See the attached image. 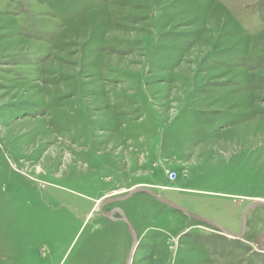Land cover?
<instances>
[{"label": "rangeland", "instance_id": "obj_1", "mask_svg": "<svg viewBox=\"0 0 264 264\" xmlns=\"http://www.w3.org/2000/svg\"><path fill=\"white\" fill-rule=\"evenodd\" d=\"M139 185L264 201V0H0V264H126ZM114 207L133 264H264V208Z\"/></svg>", "mask_w": 264, "mask_h": 264}, {"label": "water", "instance_id": "obj_2", "mask_svg": "<svg viewBox=\"0 0 264 264\" xmlns=\"http://www.w3.org/2000/svg\"><path fill=\"white\" fill-rule=\"evenodd\" d=\"M137 194H146V195L152 197L153 199H155L157 202H159V203H161L167 207H170L173 210L180 212L183 215H186L187 217H190L191 219L195 220L196 222L205 224V225L213 228L215 231H218L221 234H223V235H225L231 239H242L243 236L245 235V232H246L247 220H248L249 213L254 209L264 208V201H257V202H254V203H251L250 205H248V207L246 208V210L244 211V213L242 215L241 233L233 234V233H230L229 231H227L222 226H220V225H218L212 221L206 220L202 217L195 216L194 214L190 213L187 209L172 203L171 201L167 200L166 198L158 195L156 192H154L150 189H147V188L136 187V188L132 189L126 195L116 197V198L106 197L99 207L100 215L102 217L109 219L110 221H113V222L120 221V222L124 223L127 226L128 231H129L131 238H132V245H131V248H130V251H129V254L127 257L126 264H133L135 254L137 253L138 248H139V236L136 233L133 225L128 220L127 216L125 215V213L123 212L122 209H115V210H112L111 212H106L105 208L109 205H114L117 203L126 202L127 200L131 199L132 197H134ZM115 213L120 214V216H121L120 219H117L114 217ZM257 243H258L259 251L264 253V229L262 230L261 235L258 237Z\"/></svg>", "mask_w": 264, "mask_h": 264}, {"label": "crops", "instance_id": "obj_3", "mask_svg": "<svg viewBox=\"0 0 264 264\" xmlns=\"http://www.w3.org/2000/svg\"><path fill=\"white\" fill-rule=\"evenodd\" d=\"M146 164H149V160H147L146 159ZM159 166V164L158 163H156L155 165H154V163L152 164V167L153 168H157ZM150 168H147V169H145V174H147L146 176H149L150 175V173H151V170H149ZM171 170V171H170ZM173 171H175L174 169H170V168H167L166 170H165V173H168V172H173ZM136 187H147V186H145V185H139V186H136ZM136 187H134V188H136ZM134 188H132V189H134ZM158 188L159 189H161V190H163L164 192H171V191H173L174 192V194L176 195V196H187V194H185V192H186V190H185V188H181V187H176V188H171V189H169V188H162V186L161 185H159L158 186ZM132 189H130V190H122V192H121V194L120 195H122V194H127V193H129ZM165 193H161V195L165 198V195H164ZM107 197H109V196H107ZM106 198V197H105ZM104 198V199H105ZM133 198V197H132ZM131 198V199H132ZM131 199H129V200H131ZM129 200H127V201H129ZM126 201V202H127ZM123 210V209H122ZM148 229H150L149 227L147 228V227H145L144 229H143V231H147Z\"/></svg>", "mask_w": 264, "mask_h": 264}, {"label": "built area", "instance_id": "obj_4", "mask_svg": "<svg viewBox=\"0 0 264 264\" xmlns=\"http://www.w3.org/2000/svg\"><path fill=\"white\" fill-rule=\"evenodd\" d=\"M168 178L172 182L176 181V179H177V173L175 171L168 172Z\"/></svg>", "mask_w": 264, "mask_h": 264}, {"label": "flooded vegetation", "instance_id": "obj_5", "mask_svg": "<svg viewBox=\"0 0 264 264\" xmlns=\"http://www.w3.org/2000/svg\"><path fill=\"white\" fill-rule=\"evenodd\" d=\"M115 209H121L120 207H114L112 210H115ZM111 210V211H112ZM110 211V212H111ZM124 213H125V210L123 211ZM126 215V214H125ZM115 218H117V219H120V214H118V213H115V216H114ZM115 223H121L120 221H117V222H115Z\"/></svg>", "mask_w": 264, "mask_h": 264}, {"label": "bare ground", "instance_id": "obj_6", "mask_svg": "<svg viewBox=\"0 0 264 264\" xmlns=\"http://www.w3.org/2000/svg\"><path fill=\"white\" fill-rule=\"evenodd\" d=\"M41 170V169H40Z\"/></svg>", "mask_w": 264, "mask_h": 264}]
</instances>
